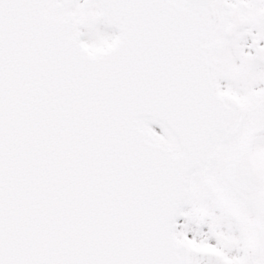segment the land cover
Instances as JSON below:
<instances>
[{
    "label": "snow or ice",
    "instance_id": "1",
    "mask_svg": "<svg viewBox=\"0 0 264 264\" xmlns=\"http://www.w3.org/2000/svg\"><path fill=\"white\" fill-rule=\"evenodd\" d=\"M0 264H264V0H0Z\"/></svg>",
    "mask_w": 264,
    "mask_h": 264
}]
</instances>
